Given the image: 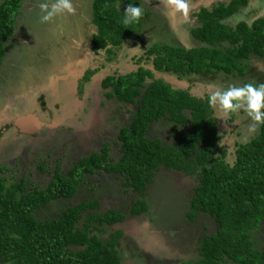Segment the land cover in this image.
Wrapping results in <instances>:
<instances>
[{"label":"trees","instance_id":"obj_1","mask_svg":"<svg viewBox=\"0 0 264 264\" xmlns=\"http://www.w3.org/2000/svg\"><path fill=\"white\" fill-rule=\"evenodd\" d=\"M131 1L91 0V20L97 29L91 39L93 47L117 48L131 37L135 28L123 24L126 9L121 7L138 6V0ZM22 3L4 0L0 4V65L3 44L13 33ZM246 3L229 0L211 10L202 9L197 14L200 25L192 31L201 46L153 45L145 56L153 60L159 78L143 58H137L138 68L133 72L115 74L102 82L103 89H109L106 98L136 108L127 110V127L117 134L120 155L115 162L109 158L108 148H101L99 153L79 159L65 175L56 168L42 189L27 186L28 178L7 184L2 177L7 169L0 167V264H121L118 234L107 241L97 238L102 226L123 219L119 211L98 213V201L85 200L55 219L38 220L35 212L53 201L71 199L85 175L102 171L123 178V187L139 196L131 213H144L146 188L159 168L184 176L197 173L187 219L194 221L203 213L215 225L210 234L202 236L197 259L181 264H264V249L259 248L261 239L264 241V124L252 137L235 140L230 151L221 143L226 133L217 127L208 96L197 98L187 90L174 89L162 78V74L178 80L210 74L209 81L218 74L225 79L223 88L235 81L236 86L264 83V70L252 64L264 57V18L251 24H226ZM106 51L112 55L111 49ZM239 118L232 115L226 121L230 124ZM163 120L172 122L171 131L178 138L174 145L147 137L150 126Z\"/></svg>","mask_w":264,"mask_h":264},{"label":"rangeland","instance_id":"obj_2","mask_svg":"<svg viewBox=\"0 0 264 264\" xmlns=\"http://www.w3.org/2000/svg\"><path fill=\"white\" fill-rule=\"evenodd\" d=\"M3 1L0 0V4ZM202 1L207 5L217 0ZM45 2L51 4L53 0H23L13 21V33L3 44L4 57L0 65V167L7 169L2 177L7 184L28 178L27 186L39 189L50 182L56 168L65 175L79 159L99 153L101 148H108L109 158L114 162L118 159L117 134L122 127H127L129 106L106 98L104 93L109 89L99 87L98 80H102L108 68L120 69V72L133 69L131 59L140 55L138 49L129 47L120 52L122 55L119 54L118 60L115 57L110 62H103L101 51L95 56L85 52L84 62L77 60V52L81 54L82 49L88 48L89 33L94 29L91 26V0H73L77 13L57 15L50 21L41 22L43 13L39 5ZM150 2L143 0L145 5ZM196 2L191 0V7L196 6ZM121 7L127 8L125 4ZM157 10H161L159 14L182 38L194 25L193 10L187 20L180 15L173 17L161 7ZM261 10L264 11V3ZM261 60L252 61V64L258 66L257 61ZM98 63L107 65L96 73L97 77L92 76L95 79L86 80L83 76L86 68L93 64L96 67ZM164 75L170 79L174 77ZM174 80L187 84L196 92L202 91L203 85L197 80ZM22 116L26 118L17 121V126L16 119ZM29 118L35 119L37 129L25 125ZM220 121L221 130L227 133L223 142L229 150L233 147V132L248 128L252 123L245 113L240 114L234 125L221 116ZM169 123L163 120L152 124L147 137L158 138L163 145L177 142ZM161 169L155 171L147 185L143 198L147 209L139 217L128 215H132L131 208L139 196L132 189L123 187V178L102 171L85 175L75 196L49 203L36 211L35 217L38 220L55 219L81 201L97 200L95 212L119 211L120 215L126 216L129 225L133 224L129 228L133 233L129 232L118 245L121 264H181L196 260L202 236L215 228L213 221L201 213L192 222L187 219L189 200L198 175L186 177L175 172L170 175ZM101 228L102 233H97V238L107 241L105 233H111L113 228ZM261 242L259 248L263 250L264 241L261 239ZM126 245L129 253L123 251Z\"/></svg>","mask_w":264,"mask_h":264},{"label":"flooded vegetation","instance_id":"obj_3","mask_svg":"<svg viewBox=\"0 0 264 264\" xmlns=\"http://www.w3.org/2000/svg\"><path fill=\"white\" fill-rule=\"evenodd\" d=\"M148 1H151L150 5H145L143 3V0H138V2H137L138 6L141 5L143 7L144 15L141 18L139 23H134L135 24V31H134L133 34L130 35L131 37L127 38V40L124 42V44L120 45L117 48L112 47V46H107L106 49H111L112 50V55H109L107 53L106 49H102V50L98 49V54L97 55H100V51H101L103 53V58H104L103 62H107V61L110 62L115 57L118 60L120 52H123L126 49H129V47H134V48L139 50V54H140V51H141V54L140 55H134L131 60L134 62L135 59H137V58H139V56H141L140 58L141 59L143 58L144 61L146 63H148L146 67L153 73L154 77L155 78H159L161 76L160 75L161 73H159L158 71H156L154 69L153 60L151 58H149V56H145L146 53H148V50L151 47H153V45H156V44L157 45L166 44V45H170V46H177V44L178 45L182 44L178 40V37L182 36V35L177 34L175 29H171L170 26H169L168 20L166 18H164L161 14H159L161 10H157V8H160V7L162 8V6L160 5V2L153 1V0H148ZM217 4H218V0L214 3V6H217ZM123 10H125V9H123ZM193 11L199 13L200 12V8L197 7ZM93 27H94V29H93L92 34H91V39H92V35H95L96 32H97L96 27L94 25H93ZM193 29L194 28H190V31L186 32V34L183 37L188 39L191 36ZM174 33L177 36L174 35ZM91 44H92V47H93L92 41H91ZM191 48H193V47H191ZM121 55L122 54H120V56ZM110 56H111V60L110 59L108 60V58H110ZM132 64L134 66L133 69H130V70L127 69L126 72H120V69L112 70V68H108V72L105 73L104 76H102V80H100L101 81L100 82V87L103 88L102 87V82H104V80H106L109 76H113L115 74L116 75H125L127 73L133 72L135 69L138 68V64H135V63H132ZM106 65L107 64L101 65L100 63H98V67L99 68H97V73L103 67H106ZM163 75L164 74H162V78H163V80H165ZM207 76H210V74H207V75H204V76L195 75V76L190 77V79H187V80H193V81L197 80V82H199V83H201L203 85V87H201L202 91L200 90L198 92L192 90V87L191 88L188 87L187 89H184V88L176 85V83H174L172 81H169V80H165V82L170 83V85L174 89L187 90L191 95H193V96H195L197 98L204 99L205 96H208L212 90H214L216 88H223V87H221V85H224V80H225L222 75L213 74L212 77H210V80L208 81L207 80ZM174 77L176 78V80H178V78L176 76H174ZM174 77H172V78L175 79ZM199 79H201V81H199ZM196 85H197V83H196ZM128 106H129V110H131V109H132V111L136 110L135 106H132V105H128ZM240 114H243V112L240 113ZM213 116L215 117V119L217 121L218 129H220V131L224 132L223 130H221L220 115H218V112L216 110H214V109H213ZM237 122L238 121H234V122L230 123V125H234ZM171 125H172V122L169 123V129L170 130H171ZM224 133H226V132H224ZM237 133H239V134H237ZM255 133L256 132L251 131L249 127L248 128H243L242 130H236L235 134H234V138H233V144H234L235 140L236 141L237 140L242 141L243 139H247V138L252 137ZM226 135H227V133H226ZM223 139L221 140V143L224 145ZM175 143L176 142L169 143V144L170 145H174ZM233 144H232V146H233ZM164 170L170 175L174 174V172L171 171V170H167V169H164ZM196 175H197V173L195 172V177H196ZM185 176L188 177V175H186V174H185ZM188 198H190V196H188ZM136 215L138 216L139 214H134V217H137ZM122 220L123 221H119L121 223L120 225H123L125 223V218L122 219ZM121 240H122V238H121ZM117 243H119V241H117Z\"/></svg>","mask_w":264,"mask_h":264},{"label":"clouds","instance_id":"obj_4","mask_svg":"<svg viewBox=\"0 0 264 264\" xmlns=\"http://www.w3.org/2000/svg\"><path fill=\"white\" fill-rule=\"evenodd\" d=\"M159 2L162 10L169 15L173 17L180 15L185 20L188 19L190 0H159ZM39 7L43 13L41 22L50 21L57 15H74L76 13L73 0H53L51 4L41 3ZM123 14L122 22L127 26L139 23L144 15V9L141 5L129 4ZM207 103L223 119L232 115L239 116L241 112L245 113L252 122L249 125L251 131H255L264 124V83L257 85L249 82L243 86L229 85L227 88H216L208 95Z\"/></svg>","mask_w":264,"mask_h":264},{"label":"crops","instance_id":"obj_5","mask_svg":"<svg viewBox=\"0 0 264 264\" xmlns=\"http://www.w3.org/2000/svg\"><path fill=\"white\" fill-rule=\"evenodd\" d=\"M79 1V0H78ZM155 1H157V2H159V0H155ZM195 1H197L195 4H197L196 6H193V7H191L190 8V10H194L195 8H200V11L202 10V9H207V10H211L213 7H215L214 6V1H212V2H210V3H208L207 5H204L206 2H203L202 0H195ZM206 1H210V0H206ZM229 0H218V3H227ZM247 1V3H246V6L245 7H240L238 10H237V12L236 13H234L231 17H229L227 20H226V24H228V25H230V26H235L236 24H238V23H240V22H243V21H245L246 23H248V24H251L254 20H256V19H258V18H264V11L263 10H261V7H262V5H263V3H264V0H246ZM190 2H191V0H190ZM77 4V3H76ZM77 11L78 10H76V13H77ZM192 14H193V16H194V21H193V27H190V28H194V29H197L198 27H199V19H198V17H197V12H192ZM80 24H81V22H80ZM91 26L93 27V25L91 24ZM54 28H56V27H54ZM94 28V27H93ZM193 31V30H192ZM81 32V31H80ZM91 34H92V31L89 33V45L87 44V49L86 48H84V49H82L81 50V54H78V52H77V55H76V57H77V60H81V62H84V60H83V58H86V57H84L85 56V54H83V53H88V56H95V55H97L98 54V50L96 49V48H94V47H92V44H91ZM189 36V35H188ZM178 40L182 43V44H177V46L178 47H181V48H184V49H190L191 47H198V46H201V44L199 43V42H197L194 38H193V36H192V34H191V36L188 38V39H186V38H182L181 36L178 38ZM76 51H77V49H76ZM141 54V53H140ZM141 56H139V58H140ZM135 61V60H134ZM254 61V60H253ZM257 63L259 64L258 66H256V64L255 65H253V67H257L258 69H262V70H264V57L262 58V60L261 61H257ZM97 68H99L98 67V64L96 65V67H95V65L93 64V65H90L89 67H87L86 69V71H85V74L83 75V76H85L86 77V80L87 79H89V80H92V79H95L96 77H97ZM89 75H91L90 77H88ZM96 76L95 78H92V76ZM84 77V78H85ZM99 79V78H98ZM98 82H101V81H99L98 80ZM98 85H99V87H100V83H98ZM179 86V85H178ZM180 87H182V86H180ZM182 88H184V89H187L188 88V86L187 87H182ZM259 129V128H258ZM258 129H256L254 132H257V130ZM71 202V201H70ZM73 206H75V205H73ZM201 214H203V213H201ZM129 216H131V217H134V215H131V214H128ZM139 215H141V214H139ZM139 215L137 216V217H139ZM197 216H200V213L199 214H197ZM125 218V222H126V224L124 223L123 225H120L121 223L120 222H115L114 224H112L111 226H112V228H113V231L111 232V233H105L107 236H108V239H109V237L111 236V235H113V234H118V237H117V241H119V243L120 242H122L123 241V239L125 240L126 239V237L128 236V234H129V232H132L133 233V231H131V230H129V228L130 227H132L133 226V224L131 223L130 225H129V221L126 219V216H123V219ZM136 218V217H135ZM121 221H123V220H121ZM128 221V222H127ZM192 222V221H191ZM79 225H81L80 223H79ZM127 225V229L125 228V226ZM104 226H106V225H104ZM111 226H107V227H111ZM123 227V228H122ZM122 228V229H121ZM126 233H127V235H126ZM121 238H122V240H121ZM107 239V240H108ZM119 243H117V245H116V248H117V250H118V253H119V249H118V245H119ZM123 251H124V253H129V248H127V245L125 246V248L123 249ZM132 251H133V249H132Z\"/></svg>","mask_w":264,"mask_h":264},{"label":"bare ground","instance_id":"obj_6","mask_svg":"<svg viewBox=\"0 0 264 264\" xmlns=\"http://www.w3.org/2000/svg\"><path fill=\"white\" fill-rule=\"evenodd\" d=\"M59 79V78H58ZM57 80V79H56ZM60 80V79H59ZM30 116H32V115H30ZM34 117V116H33ZM23 118H26V116L24 117V116H22V117H20V118H17L16 119V121L18 120V121H20V120H22ZM35 118V117H34ZM36 119V118H35ZM37 120V119H36ZM21 122V121H20ZM16 123V125L17 126H19L18 124H17V122H15ZM36 124V122H35V120L33 119V118H29V119H27L26 120V124L25 125H35Z\"/></svg>","mask_w":264,"mask_h":264},{"label":"water","instance_id":"obj_7","mask_svg":"<svg viewBox=\"0 0 264 264\" xmlns=\"http://www.w3.org/2000/svg\"><path fill=\"white\" fill-rule=\"evenodd\" d=\"M164 78H165V80H169V81H172V82L176 83V85H179V86H182V87H187V84H185V83H180V82H178V81H177V82H178V83H177V82H175L174 79H170V78L165 77V76H164ZM33 119H34V118H33ZM18 120H19V119H18ZM18 120H17V121H18ZM34 120H35V119H34ZM17 121H16V122H17ZM37 127H38V124H37V122H36V126H35V127L32 126V128L37 129ZM35 129H33V130H35Z\"/></svg>","mask_w":264,"mask_h":264}]
</instances>
